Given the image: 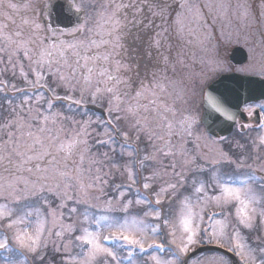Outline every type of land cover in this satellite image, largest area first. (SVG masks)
<instances>
[{
    "label": "snow or ice",
    "instance_id": "snow-or-ice-1",
    "mask_svg": "<svg viewBox=\"0 0 264 264\" xmlns=\"http://www.w3.org/2000/svg\"><path fill=\"white\" fill-rule=\"evenodd\" d=\"M260 5L258 9L248 4L238 5L242 9L238 19L245 30L257 25L264 29V0H260ZM91 7V0H73L70 5L80 22L68 35L83 36L84 39L46 44L45 40L50 38L41 35L43 26L32 20L34 31L27 41H13L9 37V47L0 49L7 54L0 62L6 60L13 69L19 67L20 77L29 86L17 88L15 83L0 78V93H5L7 105L6 110L0 105V129L8 130L7 143L15 145L12 153L19 158L15 165L17 172H27L35 177L0 178V199L4 201L0 203V249L12 251L8 235L11 233V240L20 249L33 253L39 264H46L42 250L47 247V240L55 235L63 243L54 247V252H67L69 243L79 249L75 256L68 258V264H135L134 257L137 256L142 264H149V261L151 264H189L188 259L182 258L192 246L215 242L221 248L228 245V251L235 252L243 264H264V177L258 178L252 167L260 161L259 170L264 171V155L261 154L264 153V134L250 144H241L229 137L211 138L200 132L198 121L186 114L188 109L184 105L189 89L194 91L199 87L197 79L202 84L203 75L194 79L188 72L185 76L187 65L181 69L179 66L183 62L179 58L173 61L168 55L161 54L162 67L157 65L143 78L137 72L135 79L129 75L135 72L129 65L111 60L115 49L123 46L122 40L132 29L159 27L153 47L159 50L164 46L162 41L167 32L164 25L172 8L167 0H108L92 26L87 18ZM176 8L180 10L175 13L180 30L186 13L194 19L201 17L200 8L189 0H179ZM153 18H159L161 24L157 26ZM101 31L103 38L98 41L94 37L101 36ZM17 35L21 33L17 32ZM260 35L264 36V31ZM250 37L251 33H247L245 44L249 43ZM28 44L35 48H29ZM105 45L111 47V52H92ZM259 46L264 57V40ZM69 50L75 58L72 63L67 55ZM98 61H103V66H98ZM112 63L114 70L108 67ZM202 63L215 73L235 71L264 75V68L259 73H254L251 64L233 68L213 55ZM169 72L172 75H168ZM12 75L15 77L16 72ZM6 89L21 93L15 106ZM58 89L64 94L60 95ZM97 102L105 109L106 116L94 119L81 106ZM212 103L217 112L235 120L224 107L226 97L223 104ZM58 107H66L71 115L55 111ZM257 107L260 112L255 114L264 117V104L248 105L245 111L252 116ZM77 115L83 118L76 119ZM64 121L74 127L68 138L61 139ZM49 123H59L61 127L54 132ZM258 126L264 129V124ZM248 127L251 125H241V132ZM16 132L20 138L27 136L31 143H21L15 137ZM117 137L121 138L118 145L120 160L109 156L108 152L101 153L103 160L96 159L92 148L106 146L115 153ZM12 153H0V161L8 159L12 163ZM106 164L108 171H105ZM224 166H231L237 172L248 171L242 173L244 179L233 178L222 171ZM116 175L123 176L124 180L119 184L113 180L115 205L112 199L107 200L108 210L114 211L118 206L121 212L127 213L134 204L139 205L142 207L138 214L151 217L155 223L107 215L96 218L89 215L87 207L80 211V205H88L90 200H98L105 194L110 179ZM21 184L23 188L19 187ZM138 184L139 187H135ZM182 188L190 190L191 195L184 196L177 223L170 212H165L164 205H170L171 199ZM213 188L216 191L210 194ZM130 193L132 198H128ZM193 198L199 211L194 210ZM208 206L220 210L210 217L222 218L217 221L221 224L219 230L214 225L205 229L200 227ZM42 208L46 209L47 215ZM65 210L68 219L74 215L82 216V224L87 226L78 228L72 223L65 224ZM32 215L39 217L35 230L22 228ZM48 217H51L55 232L46 229ZM242 229L259 234L255 247L242 237ZM105 231L109 234L103 236L102 242ZM157 235L161 237L160 243L155 240L148 243L149 236ZM156 252L169 253L171 259L161 258ZM141 254H147L148 259ZM209 259L212 264H227L223 256L212 255ZM6 264L15 262L7 261Z\"/></svg>",
    "mask_w": 264,
    "mask_h": 264
},
{
    "label": "rangeland",
    "instance_id": "rangeland-1",
    "mask_svg": "<svg viewBox=\"0 0 264 264\" xmlns=\"http://www.w3.org/2000/svg\"><path fill=\"white\" fill-rule=\"evenodd\" d=\"M45 0H28L23 3L16 2L15 0H0V49H6L9 47L8 38L10 37L13 41H27L29 36L34 31V26L31 24L32 20H36L37 23L41 24L38 11L40 8L41 3H43ZM73 3V0H69ZM78 2V0H77ZM148 2H152V0H148ZM167 2L172 4V8L169 11V15L167 17V23L164 25V27L167 28V32L165 33V40L162 41L164 46L157 50L155 47H153V41L156 38L155 33L157 31H160L159 27H153V28H144L141 27L139 29H132L131 34L125 37L122 40V47H118L115 49V52L111 56L112 61L119 60L121 63L129 65L132 69L135 70V72L129 73L130 76L133 77V79L136 78L135 73H140V78H143L145 74H150L153 70L156 69L157 65L163 66L161 63V54L168 55L170 60H175L179 58L183 64H181L179 67L181 69H184V65H187V68L184 69V75L186 76L188 72H191L194 79L199 77L201 74L203 75V83L201 84L199 80L197 79V83L199 84V87H197L194 91L189 89L187 96L185 97L187 103L184 105L188 109V113L191 114L195 119L198 121L197 128L200 132L204 131L203 127L200 124V115H201V105H202V95L205 87L207 84L212 81L214 78H216L219 74L225 73H215L209 71L208 67L202 63V60H206L209 55H213L218 59H221L226 65L232 64L228 60V55L231 50V48L235 45H241L243 46L247 53H248V59L245 64L246 65H253L254 67V73H259L262 68H264V57L261 56V47L259 46V42L261 40H264V36L260 35L261 31H264V29H260L259 25H257L253 29L245 30L243 25L241 24L240 20L238 19V15L242 11L238 7V5L241 4H248L250 6H255L257 9L261 6L260 0H189V3L196 5L201 10V17L199 19H194L193 16L190 13H186L183 20V26L182 30L180 25H177L176 11H180L178 8H176V4L179 3V0H167ZM108 0H91L92 7L88 9V19L90 26L95 25L96 21L98 19V12L102 11V6L107 4ZM10 5H15V7H10ZM223 5V7H221ZM155 20V24L159 26L161 24V21L159 18H153ZM42 25V24H41ZM72 29L65 31V34H68L69 31ZM17 32L21 33V35H17ZM140 33H143L145 35L144 42L142 44V54L140 55L143 58V64L138 66V57L135 54L137 51V48H132L128 44H135L137 40H139ZM247 33H251V37L249 39V43L245 44V36ZM41 35L44 37H49L50 39L45 40L46 44L51 43H59V41L63 40L65 42H71L74 39H84L83 36H77L73 37L71 39H60L56 41H51V37L61 36L59 34H56L53 32H46L42 28ZM88 35H92L89 33ZM98 41L103 38V33L101 31V36L94 37ZM29 48H35V45L28 44ZM253 46L254 49H253ZM93 53L95 52H111L110 46H102L99 49H93ZM6 53L3 51H0V58H6ZM35 56V53H33ZM69 56V62L72 63L74 61V57L71 56V50L67 53ZM15 60V58H14ZM26 63V62H25ZM81 63H83L81 61ZM98 66H103V61L97 62ZM108 67L110 70H114V63L109 64ZM233 68H236L232 66ZM241 67V66H237ZM27 67H25V71H27ZM203 70V72H202ZM13 71L16 72V76L13 77L12 73ZM71 71V69H69ZM0 72H2V75H0V78L9 80L12 83H15L17 88L21 86H27L29 87L24 80L20 77L19 67L16 69H13L11 65H8L6 63V60L4 62H0ZM168 75H172L171 72L168 73ZM257 75V74H254ZM261 77H264V75H258ZM32 77L29 76V79ZM176 78H180L177 76ZM103 85H101L102 87ZM26 87V88H27ZM60 93L64 94L62 90H57ZM3 94V93H0ZM78 98V97H77ZM20 99H16L14 101V105L16 103H19ZM148 101H143V103H147ZM258 104H264L263 102H260ZM257 104V105H258ZM0 105H4L3 102H0ZM96 105L101 106L100 102H97ZM5 110L7 108V105H4ZM102 107V106H101ZM57 112H61L60 109H55ZM64 115L65 111L63 112ZM83 117L77 115L76 119H82ZM95 119V116H93ZM263 124H264V117H263ZM49 127L53 129V131H57L61 124L53 125L49 123ZM63 132L60 133L61 139H66L72 134V129L74 125L69 123L68 121L63 122ZM8 130L6 129H0V153H3L7 155L8 153H12V149L15 146L12 143H7L8 136L6 135ZM15 132V130H13ZM33 131H35V128H33ZM261 134H264V129H261L260 127H254V125H251V127L243 129V132H241V125H237L235 133H233L229 138L239 141L241 144H245L246 142L250 144L253 140H256ZM207 135V134H206ZM208 136V135H207ZM15 137L20 139L21 143H31L29 138L27 136H24L20 138L19 132L15 133ZM210 137V136H209ZM212 138V137H211ZM117 152L113 153L109 150L106 146H100L95 145L92 148V152L94 153L96 159L103 160L104 157L101 155L103 152H108L109 156L113 157L116 160H120L119 156V149L118 145L121 142V138L117 137ZM93 142L90 140V144ZM143 147V145H141ZM189 147H191V144H189ZM23 150V148H21ZM204 151H207V149H204ZM264 155V153H261ZM63 155V154H61ZM255 155V154H253ZM12 163L8 162V159H5L3 161H0V178H4L6 180H12L17 175H23L25 177H29L31 179H35V177H31L29 173L27 172H17V169L15 167L16 163H18L19 158L12 153L11 155ZM249 163H252V161H249ZM261 164L260 161H257V163L252 164V167L254 169L259 170V165ZM69 165L71 167V161H69ZM31 166V165H29ZM43 166V164L41 165ZM61 167L63 166V162H61ZM231 166H224L222 168V171L225 173H228L233 176V178H239L244 179L243 172L248 171V169L240 170V171H234ZM105 171H108L107 164L105 166ZM264 172V171H263ZM75 174V173H73ZM258 177V176H257ZM259 178V177H258ZM119 184L124 180L123 176H113L112 179H110L109 186L105 189V194L100 195V198L98 200L92 199L89 201L88 205H80L79 209L80 211H83L85 207H87L89 215L92 217L99 218L100 216L107 215L111 217H115L117 219L121 217H125L128 219H143L146 224H153L155 221L151 217H145L143 215H139L140 209L142 206L139 205H133L129 208L127 213H123L119 210L118 206L114 211L108 210V205L106 203L107 200L112 199L113 205H115V193L114 190L111 188L112 182ZM20 188H23V185H19ZM135 187H139V184ZM255 187V185H253ZM216 189H211L210 194L214 193ZM141 192L143 193L144 190L141 188ZM191 195L190 190L185 191V189H180L179 192L175 197L171 199L170 205L165 204L164 210L165 212H170L172 215V218L178 223L180 216H181V210H182V200L184 196ZM128 198H132V194H129ZM4 202L2 199H0V203ZM31 202V201H29ZM24 203L23 201L21 202ZM193 204L196 205L195 198H193ZM13 207H18L17 205L13 204ZM55 206V204L53 205ZM45 215H47L46 209H41ZM196 211H199V205H196L195 209ZM231 210V209H230ZM220 210L214 206H208L204 211V220L203 223L200 224L201 229L209 228L210 225H214L217 230L220 229L221 224L217 223V221L221 220L222 218L220 216L215 217L214 219H211L213 212H219ZM39 217L32 215L28 217V221L25 225H21V227H27L29 231H34L37 226V221ZM83 217L79 215H74L71 219L67 218V212L65 210V220L64 223H72L76 225L78 228L81 226H87L86 224H82ZM48 224L46 225V229H51L53 232H55L56 228L53 227L51 224V217H48ZM93 230L95 229V225L92 226ZM76 234H79L78 232ZM109 234L107 231L102 233L101 239H103V236ZM179 234V233H178ZM203 234V233H202ZM10 237V245H13L15 248H18L19 250L23 251L25 255H27L28 259H31L33 261V264H39V261L35 259V255L33 253L28 252L26 249H20L16 244L15 241L11 240V233H8ZM242 237H246L247 239L252 240V246L255 247L256 245V237L258 233L254 231H249L246 229L241 230ZM153 240L155 242L160 243L161 237L157 235L156 237L149 236L148 243H152ZM63 243L62 241L58 240L55 235H52L47 240V247L42 250L43 255L45 256L46 264H62V259L64 261V264H68V258L71 256H75L79 249L75 247L74 244L69 243L68 244V251L64 252L61 251L59 253L54 252V247H59L60 244ZM208 244L205 242H201L199 244H196L191 247L190 251L194 248L203 245ZM211 245H217V243L213 242ZM145 247L147 248L148 245L146 244ZM174 247V246H173ZM224 248L228 249V245H225ZM154 251V250H152ZM189 251V252H190ZM10 253L12 251H9ZM235 253V252H234ZM155 254L159 255L161 258L164 259H171V256L169 253L164 252V255H161L159 252H156ZM217 254V253H216ZM215 253H206L200 256H197L195 259L190 261V264H212L210 261V257L212 255H216ZM144 258L147 260L148 256L143 255ZM219 257L220 255H216ZM240 264H243V261L239 256H237ZM18 260H15V264H27L25 259L23 258H17ZM225 259V258H224ZM135 264H142V261L140 260L139 256L134 257ZM227 264H229L228 260L225 259ZM7 262V261H6ZM6 262H0V264H6ZM149 264L151 262L149 261Z\"/></svg>",
    "mask_w": 264,
    "mask_h": 264
},
{
    "label": "water",
    "instance_id": "water-1",
    "mask_svg": "<svg viewBox=\"0 0 264 264\" xmlns=\"http://www.w3.org/2000/svg\"><path fill=\"white\" fill-rule=\"evenodd\" d=\"M51 12L60 21L61 26L68 27L70 25L68 22L72 20V17L66 11L63 1L59 0L55 6L51 7ZM229 59L234 65H241L247 60V52L243 47L235 46L231 50ZM225 97L227 103L224 104V107L227 108L228 114L235 117V120L228 119L227 115L217 112L213 107V101L223 104ZM261 100H264V78L237 72L221 74L204 91L201 123L210 135L214 137L227 136L232 132L237 117L242 121L246 120L241 107ZM86 107L104 114L103 109L95 105H87ZM204 251L221 252L230 259L231 264H239L232 253L214 245L200 246L190 252L184 259L189 260Z\"/></svg>",
    "mask_w": 264,
    "mask_h": 264
},
{
    "label": "trees",
    "instance_id": "trees-1",
    "mask_svg": "<svg viewBox=\"0 0 264 264\" xmlns=\"http://www.w3.org/2000/svg\"><path fill=\"white\" fill-rule=\"evenodd\" d=\"M1 101L3 102V104L5 105L6 104V101H5V99H4V95H3V97L1 98ZM60 102H57V104H59ZM65 103H67V102H65ZM62 109L64 110V111H66L65 113L66 114H71V113H69L68 112V110H67V108L66 107H62ZM89 114H91V115H93V116H96L95 114H93L92 112H89V111H87Z\"/></svg>",
    "mask_w": 264,
    "mask_h": 264
},
{
    "label": "flooded vegetation",
    "instance_id": "flooded-vegetation-1",
    "mask_svg": "<svg viewBox=\"0 0 264 264\" xmlns=\"http://www.w3.org/2000/svg\"><path fill=\"white\" fill-rule=\"evenodd\" d=\"M47 4H48V3L46 2V5H43V6L46 7ZM43 6H42V7H43ZM46 13H47L46 10H43V14H45V16H46ZM54 31L59 32V31H61V30H59V29L56 28ZM259 173H260V176H261V177H264V176H262V173H261L260 171H259Z\"/></svg>",
    "mask_w": 264,
    "mask_h": 264
}]
</instances>
